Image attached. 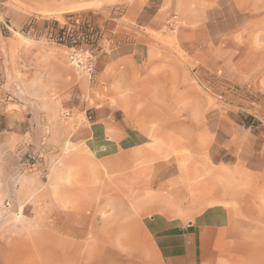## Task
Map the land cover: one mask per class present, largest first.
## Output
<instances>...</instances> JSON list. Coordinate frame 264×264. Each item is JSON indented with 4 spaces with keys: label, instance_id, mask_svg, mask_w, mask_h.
Listing matches in <instances>:
<instances>
[{
    "label": "rangeland",
    "instance_id": "1",
    "mask_svg": "<svg viewBox=\"0 0 264 264\" xmlns=\"http://www.w3.org/2000/svg\"><path fill=\"white\" fill-rule=\"evenodd\" d=\"M144 2L151 13L159 8L163 22L160 29H144L151 37L146 81L126 80L108 99L123 100L111 105L145 133L146 143L140 152L100 157L83 130L94 119V107L107 99L94 89L93 77L109 38L90 25L88 15L100 11L124 34L132 33L128 9ZM220 21H227L226 30ZM204 22L210 42L204 39ZM86 51L92 55L91 71L85 68ZM233 110L264 114V0H0V176L19 194H94L103 224L122 218L125 201L106 197L132 190L129 182L136 179L121 177L128 169L120 167L130 159L133 165L158 164L152 168L158 181L143 185L144 195L157 193L163 206L185 208L195 191L191 162L201 166L206 157L203 117ZM175 173L178 183H166ZM154 200L148 203H158ZM219 202L248 211L263 207L250 198L206 201ZM122 233L114 232L115 264L124 261L119 254L131 250L118 239Z\"/></svg>",
    "mask_w": 264,
    "mask_h": 264
},
{
    "label": "crops",
    "instance_id": "2",
    "mask_svg": "<svg viewBox=\"0 0 264 264\" xmlns=\"http://www.w3.org/2000/svg\"><path fill=\"white\" fill-rule=\"evenodd\" d=\"M238 5L234 2L241 11ZM128 10L133 24L132 33L127 34L100 11L88 15L90 25L106 31L109 38L103 46L105 53L95 60L93 77L94 89L107 99L94 107V119L83 130L88 147L100 157L140 152L146 143L145 133L129 122L122 109L111 105L123 100L108 98L126 80L146 81L151 37L145 30L160 29L163 22L159 8L151 13L147 2ZM221 23L226 30L227 21ZM203 24L204 39L210 42V26ZM121 36L125 37L122 41ZM183 40L193 43L187 37ZM203 120L206 157L201 166L191 162L188 173L195 191L185 208L174 203L163 206L159 202L163 197L142 192L143 185L157 183L159 174L152 169L157 163L133 165L135 160H123L120 167L128 170L121 177L136 180L129 182L133 184L130 191L108 194L106 199L125 202L118 213L122 218L103 224L98 221L94 194L48 192L28 197L0 176V264H115L114 232L118 229L123 231L118 239L132 250L123 252L128 257L119 254L125 256L120 257L122 264H264V114L209 112ZM176 182L177 173L166 179V183ZM248 198L262 201L261 210L206 203ZM150 199L158 203L151 205ZM146 250L149 256L143 255Z\"/></svg>",
    "mask_w": 264,
    "mask_h": 264
},
{
    "label": "built area",
    "instance_id": "3",
    "mask_svg": "<svg viewBox=\"0 0 264 264\" xmlns=\"http://www.w3.org/2000/svg\"><path fill=\"white\" fill-rule=\"evenodd\" d=\"M85 55H87V56H84V57H86V58H90V59H88V61H86V63H85V68L88 70V71H91L92 70V68H93V61H92V55L91 54H89V52L88 51H86L85 52ZM74 59H75V64L77 65V66H81V64H83V61H82V54L80 53V54H75V57H74Z\"/></svg>",
    "mask_w": 264,
    "mask_h": 264
}]
</instances>
